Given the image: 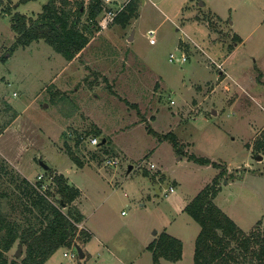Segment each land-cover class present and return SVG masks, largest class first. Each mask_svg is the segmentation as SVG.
I'll return each instance as SVG.
<instances>
[{"label": "rangeland", "instance_id": "rangeland-1", "mask_svg": "<svg viewBox=\"0 0 264 264\" xmlns=\"http://www.w3.org/2000/svg\"><path fill=\"white\" fill-rule=\"evenodd\" d=\"M3 1L11 14L36 17L49 0ZM137 1L125 29H95L72 61L41 40L17 46L11 15L0 11V165L32 184L48 170L52 189L62 174L81 192L71 207L91 235L76 242L83 259L73 246L45 264H153L146 247L163 232L183 253L160 264H193L199 226L184 209L215 178L213 203L245 234L264 231V153L255 146L264 132V0ZM171 54L186 61L169 62ZM96 128L97 148L87 143ZM149 129L172 133L178 148ZM107 158L117 165L105 166ZM18 247L9 261L23 258Z\"/></svg>", "mask_w": 264, "mask_h": 264}, {"label": "trees", "instance_id": "trees-1", "mask_svg": "<svg viewBox=\"0 0 264 264\" xmlns=\"http://www.w3.org/2000/svg\"><path fill=\"white\" fill-rule=\"evenodd\" d=\"M26 1L28 0H20ZM7 3L0 0V6H3L0 11L11 15V29L16 34L17 46L24 48L41 40L67 61L75 59L87 46L90 36L98 29L94 22L103 8L102 0H88L87 7H84L83 1L74 0V10L70 0H60L61 5L49 0L42 5V10L36 17H32L19 12L11 14L13 6L9 1ZM137 5V0L128 1L112 23L126 28L135 17ZM83 17L85 22L82 23ZM92 133L94 137L101 135L97 128ZM149 133L160 140H169L175 149L179 146L172 133L157 135L151 129ZM86 135H90V132ZM76 137L75 149L83 142L82 135L77 134ZM65 145L67 155L77 167H84L82 160ZM255 146L264 153V132ZM103 152L107 153L104 149ZM91 157L94 158L95 155L92 154ZM188 159L201 166H219L204 157L189 155ZM0 162L4 163L1 159ZM8 169L6 165H0V264H45L57 249H70L77 240L79 244L90 240L88 232L78 229V225L84 220L83 214L71 207L80 196V191L69 185L62 174L50 177L51 183L55 185L53 189L51 185L48 186L50 195L48 190L44 193L39 190L45 182L44 175L48 179L51 175L48 170L43 172L42 181L32 184L25 178L16 181L15 173ZM216 184L217 178L212 186L201 190L184 209L199 226L193 264H242L243 261L264 264V231L245 234L222 212L213 203L217 194ZM16 242L19 246H24V256L20 261H9L6 254ZM233 244L238 252L232 247ZM146 249L152 255L153 264H160L161 259L171 263L182 259V242L165 232L149 243Z\"/></svg>", "mask_w": 264, "mask_h": 264}, {"label": "built area", "instance_id": "built-area-1", "mask_svg": "<svg viewBox=\"0 0 264 264\" xmlns=\"http://www.w3.org/2000/svg\"><path fill=\"white\" fill-rule=\"evenodd\" d=\"M113 3V0H103V8H102V12L101 14L95 19V26L100 30L106 29L114 20V18L116 17V15L118 13H120L123 8L124 5H120L118 7H116L115 9H113L112 6H109ZM150 36H153L152 32H149ZM174 60H176V62H185L186 61V57L184 55H182L180 58H176L174 57V55H169V62H173ZM87 143L88 145L92 146V147H97L99 145V140L97 137H89L87 139ZM118 163V161L116 159H112V158H107L104 161L105 166L108 167H114L116 166ZM154 165L151 164L150 165V169H153ZM43 180V175H39L37 182H40ZM39 190L41 191V193H44L45 191L48 190V185L44 184V182L41 184V186L39 187ZM174 189L173 187L169 188L168 193H173ZM73 256V255H71Z\"/></svg>", "mask_w": 264, "mask_h": 264}, {"label": "water", "instance_id": "water-1", "mask_svg": "<svg viewBox=\"0 0 264 264\" xmlns=\"http://www.w3.org/2000/svg\"><path fill=\"white\" fill-rule=\"evenodd\" d=\"M43 168H44V169H47V166H44V165H43ZM130 170H131V167H129V171H130ZM74 247H75V249H76V251H77L78 258H79V259H83V258H84V252L82 251V249H81L77 244H75ZM21 250H22V247L19 246L18 249H17V251H16V257L19 256V255L21 254Z\"/></svg>", "mask_w": 264, "mask_h": 264}, {"label": "crops", "instance_id": "crops-1", "mask_svg": "<svg viewBox=\"0 0 264 264\" xmlns=\"http://www.w3.org/2000/svg\"><path fill=\"white\" fill-rule=\"evenodd\" d=\"M129 1H130V0H129ZM131 21H132V20H131ZM131 21H130V22H131ZM129 24H130V23H129ZM113 25H114V24H113ZM109 26H111V24H110ZM109 26H108V27H109ZM108 27H107V28H108ZM123 29H125V28H123ZM97 32H99V30H98ZM89 42H90V40H89ZM89 42H88L87 46L89 45ZM87 46H86V47H87ZM86 47H85V48H86ZM85 48H84V49H85ZM94 124H96V123H94ZM66 179H67V178H66ZM35 183H37V181H35ZM68 184L71 185V184L69 183V181H68ZM71 186H72V185H71ZM73 187H74V186H73ZM75 188H76V187H75ZM77 189H78V188H77ZM78 190H79V189H78ZM79 191H80V190H79ZM80 195H81V192H80ZM84 220H85V218H84ZM84 220H83V222L81 223L82 225L84 224Z\"/></svg>", "mask_w": 264, "mask_h": 264}]
</instances>
